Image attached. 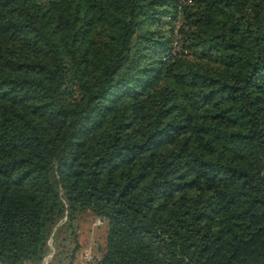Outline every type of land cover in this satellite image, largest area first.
I'll use <instances>...</instances> for the list:
<instances>
[{
	"label": "trees",
	"instance_id": "obj_1",
	"mask_svg": "<svg viewBox=\"0 0 264 264\" xmlns=\"http://www.w3.org/2000/svg\"><path fill=\"white\" fill-rule=\"evenodd\" d=\"M86 214L97 264H264V0H0V264Z\"/></svg>",
	"mask_w": 264,
	"mask_h": 264
},
{
	"label": "rangeland",
	"instance_id": "obj_2",
	"mask_svg": "<svg viewBox=\"0 0 264 264\" xmlns=\"http://www.w3.org/2000/svg\"><path fill=\"white\" fill-rule=\"evenodd\" d=\"M93 218L94 217L92 215L86 214L83 221L76 222L73 225L75 230H77L78 241L81 247L86 246V244L88 243H92L95 249L98 248V245L103 246V231H104V226L106 222L101 226L95 227L93 226ZM64 221L65 219L60 221V223L53 229V232L50 235L48 239V243H47L48 252L40 264H60V263H57L56 261H52V258L55 254L54 243L55 241H58V242L61 241L62 238H67L68 240H70V237H69V233H62V234H59L58 236L55 235L54 233L59 227L61 228V225L64 223ZM71 246L73 247V245ZM66 263H67V260H65L61 264H66ZM74 264H76V262ZM77 264H79V262H77Z\"/></svg>",
	"mask_w": 264,
	"mask_h": 264
},
{
	"label": "built area",
	"instance_id": "obj_3",
	"mask_svg": "<svg viewBox=\"0 0 264 264\" xmlns=\"http://www.w3.org/2000/svg\"><path fill=\"white\" fill-rule=\"evenodd\" d=\"M105 223V219L100 216H95L93 218V226L98 227ZM100 254L95 249L92 243L86 244L78 255L79 264H97L100 261Z\"/></svg>",
	"mask_w": 264,
	"mask_h": 264
}]
</instances>
